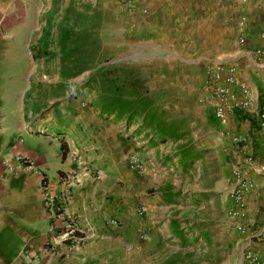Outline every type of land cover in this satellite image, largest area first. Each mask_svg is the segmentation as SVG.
Segmentation results:
<instances>
[{
    "label": "crops",
    "instance_id": "1",
    "mask_svg": "<svg viewBox=\"0 0 264 264\" xmlns=\"http://www.w3.org/2000/svg\"><path fill=\"white\" fill-rule=\"evenodd\" d=\"M145 6L144 14L138 9L128 12L122 0L129 25L125 34L130 41L156 39L159 35L142 33L147 26L153 31L167 22L178 28L187 26L194 44L203 45L201 76L214 62L232 65L239 83L249 92L250 109L232 108L224 123L215 119L211 104L201 103L212 116L211 123L243 141L236 150L203 151L212 153L210 160L203 159V169L209 173L218 168L229 183L223 186L222 199L226 230L240 242L237 264H242L247 247L264 254V0H149ZM39 14V0H0V264H81L112 244L131 246L133 238L145 244L147 238L158 236L157 214L173 198L170 187L159 181L158 172L173 167L160 165L164 160L161 147L151 140L140 120L135 122L134 132H124L130 122L121 126L117 119L102 118L99 109L93 111L83 103L66 101L38 109L28 100L35 89L31 82L35 61L29 50H40L35 48L41 39L35 35ZM239 38L242 41L237 43ZM255 49L262 51L261 58L255 56ZM247 115L252 123L243 117ZM132 139L139 143L138 148H148L147 152L137 149L140 170L117 165L133 154ZM73 155L91 170H98V177L80 171ZM17 156L32 160L34 166L23 168L16 162ZM173 161L175 168H182L179 158ZM233 168L252 182L241 201L243 216L238 219L227 215L233 206L228 198ZM125 169L128 180L120 175ZM72 170L79 171L77 181L66 186L63 178ZM41 175L49 192L64 199L58 219H51L52 210L41 201ZM133 176L139 179L141 190L153 188L150 193L142 192L145 197L141 200L132 198ZM207 185L210 191L211 185ZM67 216L77 225L79 241L75 245L56 242L48 251L47 242L52 240L49 224L56 231ZM171 218L167 219L169 228L176 232L178 224ZM237 223L242 230L236 229Z\"/></svg>",
    "mask_w": 264,
    "mask_h": 264
},
{
    "label": "rangeland",
    "instance_id": "2",
    "mask_svg": "<svg viewBox=\"0 0 264 264\" xmlns=\"http://www.w3.org/2000/svg\"><path fill=\"white\" fill-rule=\"evenodd\" d=\"M49 1L39 0V25L35 35L41 39L34 47L40 49L41 40L46 42V55L38 56V51L29 50V56L35 61V73L31 77L35 89L28 100L38 109L72 101L95 111L99 109L98 71L102 68L118 84L134 86L148 98L155 112L153 123L163 126L168 133L159 135L155 128L149 127L146 130L151 140L155 139L161 147L164 160L160 165L173 167L161 168L158 172L159 181L168 185L173 194L169 206L157 214L158 236L147 238L145 244H138L136 238L131 246L112 244L81 264H237L240 242L234 233L226 230L222 201L226 190L223 186L229 183H225L218 168H211L209 173L203 169V159L210 160L212 156L203 151L236 150L243 141L211 123L212 116L198 101L203 45L194 44L187 26L178 28L176 23L168 22L161 24L159 30L153 31L147 26L148 30L142 32L159 35L156 39L151 36L143 41L138 38L130 41L125 34L129 25L123 15L122 0ZM43 29L48 31L44 38ZM62 32L70 34L64 48L58 42ZM99 114L102 118L112 116L121 126L127 123L124 117ZM139 120V117L130 119L124 132H134L135 122ZM131 141V155L141 161L137 149L147 152L148 148L140 149L138 142ZM128 158L117 165L124 168L126 164L131 168ZM176 158L179 164L183 162L182 168H175L173 159ZM228 163L235 165L234 160ZM120 175L124 180L130 179L127 169ZM135 180L133 199L141 200L144 192L153 191L151 187L141 190L139 179ZM207 184L211 185L210 191L206 189ZM134 213L138 215L139 210ZM170 217L178 224L176 232L169 228Z\"/></svg>",
    "mask_w": 264,
    "mask_h": 264
},
{
    "label": "built area",
    "instance_id": "3",
    "mask_svg": "<svg viewBox=\"0 0 264 264\" xmlns=\"http://www.w3.org/2000/svg\"><path fill=\"white\" fill-rule=\"evenodd\" d=\"M149 0H123L124 9L128 12L138 9L140 13H146V4ZM242 41V38H239ZM254 54L257 58L262 57V51L255 49ZM198 101L200 103H209L212 106L213 115L220 123L228 120L232 108H239L244 111L250 109L249 92L246 87L239 83L236 69L232 65L221 62H214L204 68L202 76L198 82ZM16 162L23 168H32L34 162L22 156H17ZM73 161L77 164L84 174H93L98 177V170H91L76 155H73ZM129 166L132 169L140 170L142 164L137 156L130 155L128 158ZM78 170L70 171L64 176V184L71 185L77 181ZM232 186L228 192V198L233 206L228 209L227 215L230 218L238 219L243 216L242 199L244 194L252 188V182L243 177L238 168L231 170ZM41 201L47 210H52L51 219H58L62 215L61 207L64 205V199L49 192L45 185L44 177L41 175ZM236 229L242 230L240 223L236 224ZM53 223L49 224V231L52 232L51 242H47V250L54 243L66 242L75 245L79 241L77 236V225L70 216L61 220L60 227L54 231ZM242 264H264V254L245 248L243 251Z\"/></svg>",
    "mask_w": 264,
    "mask_h": 264
},
{
    "label": "trees",
    "instance_id": "4",
    "mask_svg": "<svg viewBox=\"0 0 264 264\" xmlns=\"http://www.w3.org/2000/svg\"><path fill=\"white\" fill-rule=\"evenodd\" d=\"M48 34V31L43 29L42 35L44 38ZM70 38V34L62 32L58 38L59 46L64 48L65 41ZM41 40V48L38 51L42 56L46 55L44 52V44ZM94 75V74H93ZM92 76V75H91ZM99 79V109L101 113L110 115L113 114L116 117H124L127 122L133 117H139L141 124L145 127L155 128L157 134L163 135L168 131L160 126L158 123H153L155 112L151 110V105L146 96L136 90V87H126L125 84H118L115 78L111 79L107 71L101 68L98 71ZM89 81V80H88ZM252 123L250 116H243Z\"/></svg>",
    "mask_w": 264,
    "mask_h": 264
}]
</instances>
